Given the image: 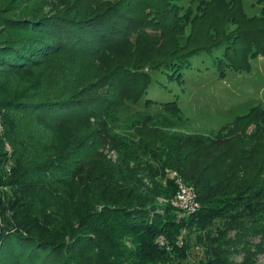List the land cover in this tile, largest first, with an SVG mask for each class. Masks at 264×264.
Here are the masks:
<instances>
[{
    "label": "trees",
    "instance_id": "1",
    "mask_svg": "<svg viewBox=\"0 0 264 264\" xmlns=\"http://www.w3.org/2000/svg\"><path fill=\"white\" fill-rule=\"evenodd\" d=\"M24 1L17 0V4ZM255 2L262 4V8L260 15L251 17L245 15L241 0L206 3L200 17L191 21V35L203 26L206 34L214 30L218 38L206 45H191L180 53L171 51L161 61L165 70L173 72L172 78H180L194 55L220 46L224 51L214 59L220 76H224L226 65L236 71L249 70L254 52L264 55V0ZM143 3L154 13L163 12L167 6L148 0ZM77 6L52 7L47 13L40 7L31 16L9 17L0 13L3 23L0 79L32 68L55 53L98 56L106 45L128 40L127 35L132 31L122 23L134 17L125 4L101 5L83 11ZM210 6L217 7L215 12ZM166 14L157 17L159 31L167 28L163 24H169L166 21L171 17ZM209 14L208 23V18L202 17ZM139 21L133 19L129 25ZM220 23L235 28L228 36H221ZM141 35V41L133 47L138 58L147 52L153 38L151 35L142 39L145 35ZM139 68L131 62L116 64L98 77L101 80L109 76V82L104 85L112 86L114 97H84L79 91H56L48 99L27 97L24 93L0 95V186H43L58 175L73 186L79 180L82 191L80 206L73 208L68 216L77 227L70 223L65 230L57 229L52 219L43 216L37 219L36 215L31 220L27 209H16L6 202L4 208L1 204L0 264H185L193 234L203 257L191 264H254L255 254L264 253V109L255 106L212 134L173 132L172 129L183 127L187 120L177 101L171 100L161 104L159 113L139 112L128 122L131 133L115 136L111 125H118L116 116L129 104L140 102L150 83V74ZM4 91L5 84L0 81V94ZM144 104L148 107L157 103L145 98ZM18 114L42 118L56 126L60 122L94 117L101 130L99 141L119 151V162L102 157L98 161L91 156L85 165L74 168L69 167L74 155L61 152L35 162L30 177H26L33 147L13 140L11 128ZM131 162L135 163L130 166ZM220 166L227 167L226 173L212 176ZM17 168L20 171L7 183L2 180ZM173 170L194 187L200 204L198 210L184 217L168 202L158 201V197L168 200L176 192L175 184L166 177ZM144 176L150 180L149 184ZM77 209L79 214L75 216ZM225 210L230 214L229 220L220 221L214 232L209 226L223 218L220 214ZM231 230L233 238L226 234ZM68 235L70 242L64 239ZM158 235L164 236V246L156 242ZM257 237L261 239L254 243ZM244 243L255 250L243 246ZM91 245L94 247L90 249ZM241 246L243 261H232L231 254L235 252L231 249Z\"/></svg>",
    "mask_w": 264,
    "mask_h": 264
},
{
    "label": "rangeland",
    "instance_id": "2",
    "mask_svg": "<svg viewBox=\"0 0 264 264\" xmlns=\"http://www.w3.org/2000/svg\"><path fill=\"white\" fill-rule=\"evenodd\" d=\"M138 1L141 3L137 4L135 0H25L17 4V0H0V13L9 17L16 14L31 16L36 14L40 7H44L42 10L47 13L53 9H59L60 7L64 9V7H75V5H78L79 11L81 6L83 11L88 10L90 7L101 5L117 7L121 4H125L134 17L128 22L123 21L122 23L124 28L132 31L127 35L128 40L113 46L106 45L98 56L83 55L80 57L68 52L49 55L32 68L14 73L13 76L10 75L4 80L0 79L5 84V91L0 95L24 93L27 97L48 99L56 91H64L65 93L79 91L84 97H114V94H111L112 86L110 84L104 85V83L109 82V76H104L101 80L97 79L113 69L116 64L131 62L135 67H140L148 72L151 80L141 101L137 104H129L124 112L116 116L115 120L118 125H111V133L115 136L129 135L131 130L128 129V122H132L139 112L141 114L159 113L162 111L161 104L171 100L177 101L178 107L187 120L183 127L172 129L173 132L212 134L223 125L232 122L236 116L248 113L255 106L264 109L263 54L254 52L249 60V70L247 71H236L226 65L224 76L218 74L214 63L215 57L224 51L221 46L215 47L209 52L194 55L190 59L189 67L181 71L180 78H176V76L172 78L173 72L165 70L161 64V61L171 51L180 53L191 45H206L218 38L214 30H210L206 34L203 26L191 35V21L195 17H200L204 5L211 0H148L149 3L161 2L167 5L163 12L168 13L166 15L171 18H167L166 23L169 24H163L167 27L163 31L157 29L159 24L156 22L159 14L163 12L154 13L150 6H146V1H144L146 4L143 3V0ZM241 1L247 17L260 15L262 4L256 3L255 0ZM138 5L140 7L137 9ZM144 6L147 8H144ZM52 7L53 9H51ZM209 8L215 12L217 7L210 6ZM208 16L205 15L202 18H208L207 22L209 23L210 14ZM172 17H174V20ZM142 18L146 19L145 22L139 21ZM133 19H136L139 23L130 26L129 24L133 22ZM170 23H174L173 28L170 27ZM234 28L235 26L231 24L225 25L223 23L220 35L228 36ZM0 29H3L1 21ZM167 30L168 32H166ZM141 33L145 35L142 39L151 35L153 38L150 40L152 44L148 47L147 52H143L142 58H138L139 54L134 53L133 47L137 44V41H141ZM188 35H191L190 38H188ZM145 98H150L157 104L145 107ZM47 121L34 116L18 114L11 128L13 130V140H17L19 145L28 144L33 147L28 160V163H30L25 170L26 177H30V170L35 162L38 163L53 158L61 152L74 155V158L69 162V167L74 168L85 165L87 159H92L89 158L91 156L98 159V161L99 158L100 160L103 158L113 163L119 162L121 157L119 151L113 148L111 144H103L99 141L98 137L101 130L94 117L60 122L57 123V126ZM79 141H81V145L77 146ZM133 163L135 162H131L130 166ZM140 167H143L142 163ZM226 168V166H220L211 175L220 176V173L225 174ZM19 171V168L14 169L11 173L4 175L2 180L7 183V180ZM140 174L145 175V172L140 171ZM147 178V176H144V181L149 184L150 180ZM158 179L160 178L158 177ZM79 184L78 180L77 184L73 186L71 182H67L64 176L58 175L50 180L48 179L43 186L40 184L33 187L23 184L7 188L4 184L0 186V205L2 204V207L5 208L7 205L4 202H6L16 209H27L29 219L33 220L37 216V219H39L40 216H43L49 220L52 219L57 229L65 230L74 223L73 220L68 219L70 211L81 204L82 191ZM10 191L12 192L11 197H9ZM158 201L159 203H166L160 197H158ZM176 213L183 217L190 214V212L177 209ZM78 214L79 210L77 209L74 215L78 216ZM220 215L223 218L214 220L209 226L214 232H216V227L219 226L220 221L229 220L228 216L230 214L226 210ZM76 224L74 223L75 227H77ZM226 234H228V237H234L233 230L228 231ZM159 236L162 235L156 237V242ZM191 238L192 246L185 264H191L203 257L201 246L195 242L194 234ZM64 239L70 242L69 235L65 236ZM260 239L257 237L253 242L257 243ZM165 244L166 240L159 245L164 246ZM243 246L252 249V251L255 250L246 243ZM243 246L231 249L232 252H235L231 254L230 259L232 261L238 263L243 261ZM93 247L94 245L89 246L90 249ZM92 251L96 250L92 249ZM254 264H264V253L255 254Z\"/></svg>",
    "mask_w": 264,
    "mask_h": 264
},
{
    "label": "built area",
    "instance_id": "3",
    "mask_svg": "<svg viewBox=\"0 0 264 264\" xmlns=\"http://www.w3.org/2000/svg\"><path fill=\"white\" fill-rule=\"evenodd\" d=\"M166 177L173 181L176 186V192L168 200L163 199V201L168 202L173 208L179 211H186L190 213L195 212L199 208V202L197 200L194 187L192 185H190L192 187H189V184L184 182L180 175H178V173L174 170L169 171L166 174ZM164 241L165 240L163 236H159L157 238V242L159 244H163Z\"/></svg>",
    "mask_w": 264,
    "mask_h": 264
}]
</instances>
